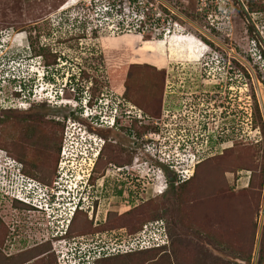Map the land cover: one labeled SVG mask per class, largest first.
<instances>
[{
	"label": "rangeland",
	"instance_id": "1",
	"mask_svg": "<svg viewBox=\"0 0 264 264\" xmlns=\"http://www.w3.org/2000/svg\"><path fill=\"white\" fill-rule=\"evenodd\" d=\"M93 1L0 0V79L15 76V79L28 81L32 98L18 102L21 112L25 111L22 109L35 112L34 117L40 118L39 121L44 117L65 120L67 130L61 152L64 148L71 158L70 162L65 161L66 156L60 152L57 166L60 171L64 166L75 165L72 182L67 183L71 188L68 191L71 196L77 188L83 191L76 199L79 197L81 206L88 209L95 223L105 221L109 211L123 213L143 201L153 200L160 210L137 234V244L159 243L161 236L157 233L165 226L161 218H175L179 204L176 193L179 189L168 180L166 171L170 169L159 162V158L167 154L173 164L185 162L191 166L190 158L203 159L221 154L226 147L239 150L237 147L244 146L264 155V0L237 3L226 0L228 6L218 17L216 27L207 23L199 0H146L150 2L147 7L143 4L145 0H138L143 2L140 13L146 12V8L150 15L161 13V25L153 27L148 22L144 26V34H152L151 38L135 31L137 18L142 17L140 13L124 11L122 18L111 7L105 10V5L111 6L109 2L95 0L94 4ZM125 33L138 34L133 49L103 45V36ZM119 41L111 40L113 44ZM40 48L57 55L53 65L45 63L38 53ZM107 49L125 53L133 63L151 62L155 53L165 59L167 86L162 102L163 119L153 123L158 129L156 134L138 136L122 128L130 122L126 117L113 125L116 106L119 109L123 98L103 79L105 67L100 58ZM81 71H86L87 77L80 76ZM93 85L98 91L94 105L89 106L87 101ZM5 97L4 94L1 103L7 100ZM8 97L12 99L11 94ZM121 107L131 115H141L129 103ZM107 138L129 147L135 153L134 159L130 168L124 170L109 165L105 174L91 185L85 179L92 173L97 157V153L92 154ZM84 149H88L86 158L81 154ZM236 152L234 149L230 156ZM11 163L9 158L0 161V214L11 226L4 250L8 254L50 237L53 232L50 227L56 235L64 234L73 207L66 204L73 200L66 192L63 193L64 204L54 206L57 209L31 199L28 193L33 187L45 188L37 179L22 175L20 180L26 185L24 197H29L26 201L37 209L13 208L7 197H13L9 189L16 186L12 182L16 180L2 177L4 168L12 169ZM177 175L175 172V182L182 181ZM250 175L251 171L246 169L225 171L232 189L246 186ZM20 180L18 178V183ZM62 206L61 212L58 208ZM256 220V243L249 264H264L258 261L264 191ZM181 228L175 239L184 246H191L193 254L189 252L177 261L171 249H167L155 256L150 252L138 255L137 261L140 264H211L239 260L222 240L217 242L195 227ZM124 234L119 229L70 241L60 239L55 248L63 264L68 261L72 264L76 251L91 261L100 253L116 251L125 243H131L134 236ZM135 259L134 255L127 256L118 264H133ZM48 261L46 263L50 264Z\"/></svg>",
	"mask_w": 264,
	"mask_h": 264
},
{
	"label": "trees",
	"instance_id": "2",
	"mask_svg": "<svg viewBox=\"0 0 264 264\" xmlns=\"http://www.w3.org/2000/svg\"><path fill=\"white\" fill-rule=\"evenodd\" d=\"M103 1L109 2L116 15L123 16V4L126 0ZM129 1L132 12L140 13V4L143 2ZM145 1L143 4L147 7L146 4H150V2ZM232 1L237 3L239 0ZM93 3L95 4L96 1L94 0ZM148 9L146 12L140 13L142 16L140 19L137 18L138 24H136L135 31L146 38H151L152 34H144V26L148 22L153 27L161 25V13L150 15ZM165 11L168 12V9L165 8ZM211 15L217 16L218 13L211 11ZM136 17L138 16L136 15ZM205 18L208 23L207 15ZM136 37H139L138 34L125 33L118 36L103 37L102 40L103 45L107 48L133 49L134 43L137 42ZM112 39L120 41L113 44ZM38 53L42 58L44 57L47 65H53L56 62L57 55L55 53L44 52L43 48H40ZM100 59L105 67L103 79L123 98L119 109L116 106L117 112L112 117L114 119L113 125L116 126L126 117L129 118L130 122L122 128L136 132L138 136L156 134L158 129L153 123L155 120L163 119L161 116L162 102L167 86L166 70L163 69L165 59L155 53L151 62L133 63L129 61L125 53L110 49L104 51ZM93 68L97 69L96 66ZM81 75L87 77L86 71H81ZM28 86V81L21 78L0 79V106H2L0 108V154L4 153L5 158H9L13 162L10 168L15 167L27 176L53 186L54 180L59 175L57 164L67 126L64 124V119L44 117L39 121L40 118L26 115L35 112H30L28 109H22L25 111L21 112L18 102L32 98ZM96 88L93 85L92 95L87 101L89 106L94 105V97L98 91ZM4 94L7 96L5 97L7 100L1 103ZM10 94L12 99L8 97ZM35 102L39 101L36 100ZM125 102L139 110L141 115L136 117L129 114V110L121 107ZM25 129H31L26 140L23 136ZM165 130L167 131L168 128L166 127ZM237 148L239 150L236 147H226L225 151L219 155L215 154L203 159L198 158L191 177L172 182L175 185L173 187L179 189L176 192L179 198L177 214L172 220L168 216L161 218L165 222V226H163V231L157 233L159 237L161 236L159 243L153 242L145 247L135 249L105 251L103 255L100 253L91 261L85 260L83 255L76 251L74 259L72 258V264H118V261L132 255L136 258L133 264H140L137 261L138 255L150 252L155 256L167 249H171L177 261H180L189 252L194 253L191 246H184L181 241L175 239L180 229H183L181 227L184 226L195 227L217 242L222 240L233 250L234 257L239 259L234 263L215 262L211 264H249L253 258L256 243L258 229L256 217L262 208L264 155H258L259 151L255 152L250 146ZM181 149L183 148L181 147ZM234 149L237 152L234 156H230ZM134 156L135 153L129 147L108 138L104 139L92 167L90 184L94 185L99 176H103L111 164L122 170L130 168ZM159 160L169 168L174 165L173 159L167 154ZM238 169L249 170L251 175L246 186L232 189L225 177V171ZM7 198L10 199L11 206L15 209L29 211L37 209L34 204L16 197ZM158 206L155 201L148 200L123 213L109 211L106 220L98 224H95V221L89 216L87 208L78 206L64 235L43 239L33 246L11 254L4 251L7 238L11 234V226L3 217H0V264H27L31 262L47 264L46 260H50L48 261L50 264H63L58 257L55 243H53L55 239L57 242L59 239L70 241L82 235L104 234L119 229L123 230L125 236L137 237V234L153 221L160 210V206ZM258 261L259 263L264 262V223ZM65 263L70 264V261Z\"/></svg>",
	"mask_w": 264,
	"mask_h": 264
},
{
	"label": "built area",
	"instance_id": "3",
	"mask_svg": "<svg viewBox=\"0 0 264 264\" xmlns=\"http://www.w3.org/2000/svg\"><path fill=\"white\" fill-rule=\"evenodd\" d=\"M199 2L202 5L201 8H203V11H204L205 15H207V17H208L207 18L208 23H210V25L216 27L217 24L219 23L218 17L221 16V14L223 13L224 9L226 8V4L228 2L226 0L225 1L224 0H199ZM138 3H141V1H138ZM110 7L111 6H107V5L104 6L105 10L110 9ZM201 8H200V10H202ZM123 9L126 12H130L131 11V6H130V1L129 0L124 2ZM211 11H214V12L218 13V15L217 16L211 15ZM63 149L64 148H62V152H61L62 155L64 154ZM82 153H85V152H82ZM192 155L195 156V154H193V153H192ZM89 159H91V158H89ZM190 159H191V161H193L191 166H187L188 164H185V162L182 163V164H177V165L174 164V166H173L174 172H176L178 174L177 176L181 180L188 179L194 173L196 159H194V158L193 159L190 158ZM186 162H188V161H186ZM22 175H24V174L22 172H20L18 169L13 170L12 172H7L6 170H4V173H3L2 177H6L7 176V177H10V179L13 177L16 181H12V182H14V184L16 186L13 187V188H10L9 189L10 190L9 193L13 197H16V198H18L20 200L28 202L26 200H29L30 198L29 197H24V195H25L24 188L26 187V185L24 184L23 179L20 180L21 178H23ZM89 175H90V173L87 175L86 180H88ZM18 178L20 180V183H18ZM5 192H6V190H5ZM63 198H65V196L63 194L62 195H57V202L55 204L57 206H60V204H64L63 203ZM66 204H70V206L73 205L71 211L69 212V216L72 217L73 214H74V211H75L74 209H75L76 206H75V204L72 201H67ZM38 206H40V205H38ZM64 206H62V207H60L58 209L62 212V210H63L62 208H64ZM131 241H132L131 243L130 242L128 244L125 243V245L122 246L121 248H119L118 250L120 251V250H125V249H130V248L131 249L132 248L135 249L137 247H145V246H147V245L138 246L137 237H134L133 240H131Z\"/></svg>",
	"mask_w": 264,
	"mask_h": 264
},
{
	"label": "clouds",
	"instance_id": "4",
	"mask_svg": "<svg viewBox=\"0 0 264 264\" xmlns=\"http://www.w3.org/2000/svg\"><path fill=\"white\" fill-rule=\"evenodd\" d=\"M13 78V77H12ZM14 78H16L15 76H14ZM86 151H87V153H88V149H84V151L83 152H85V153H81V154H84V155H86L85 157H87V153H86ZM97 153V154H96ZM98 153H99V149H97L92 155H94V154H96V156H98ZM66 156V158L68 159V158H71V157H69V155L68 154H63V156ZM65 158V157H64ZM67 159H65V161L67 160ZM63 160V159H62ZM175 164V163H174ZM174 166V165H173ZM65 167L66 166H64L63 168H61V170H60V172H62L64 169H65ZM59 168H60V166H59ZM169 168V167H168ZM172 172H174V170H173V167H171V168H169ZM4 170H6L7 171V169L6 168H4ZM13 170H16L15 168H12V169H9L7 172H12ZM58 171H59V169H58ZM175 173V172H174ZM24 174V173H23ZM25 175V174H24ZM25 176H27V175H25ZM27 177H29V176H27ZM30 179H32V180H34V178H31V177H29ZM86 180V179H85ZM38 181V180H37ZM39 184H43V187L45 188V190H42V189H40V188H36V187H33V189H32V191H30L29 193H28V196L31 198V199H37V200H39V201H41L43 204H46V205H48V206H51V207H53L54 209H57V207H54L56 204V202H57V195H62L63 194V192H66V193H68V195L71 197V199H73L72 200V202L75 204V211H76V209L78 208V206H81V205H79V197H78V199H76V196L77 195H75V191L74 192H72V195L73 196H71V193H70V191H68V188H70V186H63V181L61 180V178H57V179H55L54 180V183H53V186H49V185H47V184H44V183H42V182H40L39 181ZM68 185V184H67ZM76 186H74V188H75ZM37 189H40V191L38 192V190ZM71 189V188H70ZM78 189V188H77ZM67 196V195H66ZM75 211H74V213H75ZM55 212V211H54ZM74 215V214H73ZM73 217V216H72ZM72 217H71V219H72ZM71 219H70V221H71ZM56 222H57V224L59 223V220L56 218V220H55ZM69 224V223H68ZM67 228H68V225L66 226V229H64L65 231H64V234L66 233V231H67ZM64 234H62V235H64Z\"/></svg>",
	"mask_w": 264,
	"mask_h": 264
},
{
	"label": "flooded vegetation",
	"instance_id": "5",
	"mask_svg": "<svg viewBox=\"0 0 264 264\" xmlns=\"http://www.w3.org/2000/svg\"><path fill=\"white\" fill-rule=\"evenodd\" d=\"M38 115H40L39 113H37ZM36 114V115H37ZM26 115H28V116H34V114L33 113H31V114H26ZM72 115V114H71ZM31 130V129H30ZM30 130L29 129H25L24 131H23V136H25V140H26V138H27V135L28 134H30ZM73 146V145H72ZM3 155H1L0 154V161L1 162H4V159H5V154L4 153H2ZM70 162V158H68L67 159V162ZM159 162H160V160H159ZM4 164H6V162L4 163ZM68 164V163H67ZM69 166V165H68ZM68 166H66L65 167V169L62 171V172H60V171H58L57 173L59 174L58 175V177H56V179L57 178H61V180L63 181V186H67V183L68 182H70L71 181V179L73 178V173L75 172V169L76 168H74V166L75 165H73V166H70V167H68ZM166 167H167V165H165ZM90 175H91V173H90ZM89 175V179H88V183L90 184V176ZM176 179H177V177H176ZM72 182V181H71ZM82 182V181H81ZM84 182V181H83ZM83 184V183H82ZM87 184V183H86ZM82 192L83 191H81V189H77L76 191H75V195H82ZM79 205H81V203L79 202ZM0 217H2V214H0ZM95 224H98V223H95ZM49 230H51V231H53V232H50V237L51 238H54V237H56V234H55V232H54V228L53 227H50L49 228ZM94 235H98V233L97 234H94ZM84 236H90V235H82V236H80V237H84ZM79 237V238H80ZM49 238V237H48ZM60 240V239H59ZM53 243H57V241H56V239L55 240H53Z\"/></svg>",
	"mask_w": 264,
	"mask_h": 264
},
{
	"label": "water",
	"instance_id": "6",
	"mask_svg": "<svg viewBox=\"0 0 264 264\" xmlns=\"http://www.w3.org/2000/svg\"><path fill=\"white\" fill-rule=\"evenodd\" d=\"M167 172V174H168V176H169V181L171 182H173V181H175V176H174V173L170 170V171H166Z\"/></svg>",
	"mask_w": 264,
	"mask_h": 264
},
{
	"label": "bare ground",
	"instance_id": "7",
	"mask_svg": "<svg viewBox=\"0 0 264 264\" xmlns=\"http://www.w3.org/2000/svg\"><path fill=\"white\" fill-rule=\"evenodd\" d=\"M103 37H105V36H103ZM106 37H111V36H106ZM64 154H66V152H64Z\"/></svg>",
	"mask_w": 264,
	"mask_h": 264
}]
</instances>
